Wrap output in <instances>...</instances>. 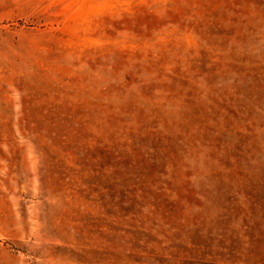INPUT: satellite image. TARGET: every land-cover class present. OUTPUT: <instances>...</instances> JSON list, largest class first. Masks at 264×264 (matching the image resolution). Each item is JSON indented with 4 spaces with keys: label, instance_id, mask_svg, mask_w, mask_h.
Masks as SVG:
<instances>
[{
    "label": "rangeland",
    "instance_id": "1",
    "mask_svg": "<svg viewBox=\"0 0 264 264\" xmlns=\"http://www.w3.org/2000/svg\"><path fill=\"white\" fill-rule=\"evenodd\" d=\"M0 264H264V0H0Z\"/></svg>",
    "mask_w": 264,
    "mask_h": 264
}]
</instances>
